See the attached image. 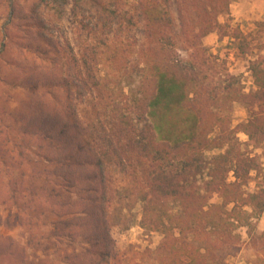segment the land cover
Instances as JSON below:
<instances>
[{
  "label": "rangeland",
  "instance_id": "1",
  "mask_svg": "<svg viewBox=\"0 0 264 264\" xmlns=\"http://www.w3.org/2000/svg\"><path fill=\"white\" fill-rule=\"evenodd\" d=\"M262 58L264 0H0V264H264ZM64 123L70 187L39 157ZM147 124L193 139L161 162L200 163L176 194L152 191Z\"/></svg>",
  "mask_w": 264,
  "mask_h": 264
},
{
  "label": "trees",
  "instance_id": "2",
  "mask_svg": "<svg viewBox=\"0 0 264 264\" xmlns=\"http://www.w3.org/2000/svg\"><path fill=\"white\" fill-rule=\"evenodd\" d=\"M157 24H163V26H170V18L168 15L163 14V17L156 19ZM250 70L253 74V76L258 81V84H262L260 86L264 89V58L261 60H258L256 62H253ZM174 86V85H173ZM171 91V87L165 86V84H161L157 87V91L153 98L151 99V102L148 104L151 107L156 106L162 99L165 98L166 95ZM253 117V116H252ZM253 119V118H252ZM43 124V123H42ZM47 128L51 130L52 124H43ZM253 125V122H249L246 124V127H251ZM58 126V125H57ZM60 129L58 132V136L62 138V142H52L53 134L51 133H44L43 129H39L38 132H41L38 134V136L42 139L43 142H47L46 146L48 148L54 149L56 152V155L53 157L39 152V154L43 160L46 162H52L55 164L56 168H59L61 175L58 172H54V175H58V177L62 178V183H64V186H72L73 184H76V182H72L70 179V176L73 175L70 170V161L71 156L67 154V144H69L70 137L68 135L69 127L64 123L62 125H59ZM249 137H253L252 133L247 131ZM52 137H51V136ZM264 138V132L260 134ZM193 139L191 141H185L180 144L177 142L172 146L170 143L160 142L158 143L154 127L152 124H147L144 131L140 132L138 135V138L135 141V146L140 150V152L147 157L152 159L153 167L151 170L152 175V191L155 193V191L163 194V196H170L172 193L176 194L175 192L178 190H181L184 188V185H182L180 182L184 181L186 184H190L192 181H194L196 174L200 171V163L198 162V159L194 158L193 156L188 157L184 162H182V167L179 169V165H177L176 162V170L173 172L167 173L164 169V165H161L162 161H167L166 159H173V161H178L177 154L181 151L187 150L192 147ZM38 148L43 149V145H40ZM228 155H220L215 162L218 160H222L224 162H228ZM252 159L249 158L246 159L247 166L249 167V170H253V162ZM179 162V161H178ZM154 168V169H153ZM199 168V169H198ZM199 170V171H198ZM195 171V172H194ZM150 175V176H151ZM54 184L60 185L61 183L58 181H55ZM62 185V186H63ZM207 185H213L212 181L210 183H207ZM104 224V223H103ZM95 242H98L95 237H92ZM105 240L108 242V239ZM105 241V242H106ZM93 243V245H96V243ZM104 260V259H103ZM200 264V262H198ZM203 264V263H202Z\"/></svg>",
  "mask_w": 264,
  "mask_h": 264
}]
</instances>
